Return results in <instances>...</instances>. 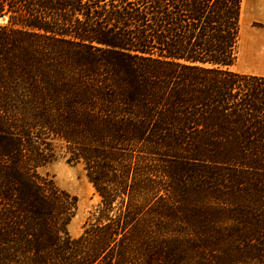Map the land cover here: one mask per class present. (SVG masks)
<instances>
[{
	"label": "trees",
	"instance_id": "1",
	"mask_svg": "<svg viewBox=\"0 0 264 264\" xmlns=\"http://www.w3.org/2000/svg\"><path fill=\"white\" fill-rule=\"evenodd\" d=\"M243 1L0 0V264H264ZM54 140L100 198L77 238Z\"/></svg>",
	"mask_w": 264,
	"mask_h": 264
},
{
	"label": "rangeland",
	"instance_id": "2",
	"mask_svg": "<svg viewBox=\"0 0 264 264\" xmlns=\"http://www.w3.org/2000/svg\"><path fill=\"white\" fill-rule=\"evenodd\" d=\"M242 22L238 58L231 70L264 76V45L256 46L252 40L254 33L264 36V0H244ZM53 148V160L40 171L42 175L54 180L59 188L78 198V210L69 226L70 234L77 238L82 235L100 198L89 182L83 166L67 162L68 154L65 153L63 144L54 140Z\"/></svg>",
	"mask_w": 264,
	"mask_h": 264
},
{
	"label": "bare ground",
	"instance_id": "3",
	"mask_svg": "<svg viewBox=\"0 0 264 264\" xmlns=\"http://www.w3.org/2000/svg\"><path fill=\"white\" fill-rule=\"evenodd\" d=\"M243 23V22H242ZM244 25V24H243ZM244 31H243V36H244ZM244 38V37H243ZM253 43L256 46L264 45V36L261 35L260 33H254L252 36Z\"/></svg>",
	"mask_w": 264,
	"mask_h": 264
}]
</instances>
